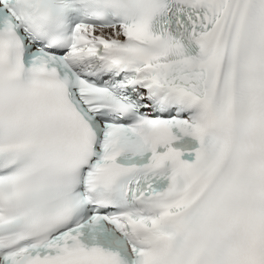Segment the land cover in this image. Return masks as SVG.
Returning a JSON list of instances; mask_svg holds the SVG:
<instances>
[{
	"label": "snow or ice",
	"instance_id": "6c2138e0",
	"mask_svg": "<svg viewBox=\"0 0 264 264\" xmlns=\"http://www.w3.org/2000/svg\"><path fill=\"white\" fill-rule=\"evenodd\" d=\"M0 264H264V0H0Z\"/></svg>",
	"mask_w": 264,
	"mask_h": 264
}]
</instances>
